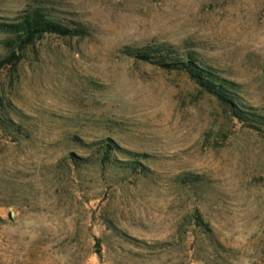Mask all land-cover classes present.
Masks as SVG:
<instances>
[{
	"label": "rangeland",
	"instance_id": "1",
	"mask_svg": "<svg viewBox=\"0 0 264 264\" xmlns=\"http://www.w3.org/2000/svg\"><path fill=\"white\" fill-rule=\"evenodd\" d=\"M36 6L84 32L3 63L0 32V264H264V118L129 54L190 53L264 116V0H0V21Z\"/></svg>",
	"mask_w": 264,
	"mask_h": 264
},
{
	"label": "trees",
	"instance_id": "2",
	"mask_svg": "<svg viewBox=\"0 0 264 264\" xmlns=\"http://www.w3.org/2000/svg\"><path fill=\"white\" fill-rule=\"evenodd\" d=\"M0 32L7 35L4 43L8 51L1 60L3 63L20 60L25 49L45 34L60 36L83 34L84 29L79 25L72 28L67 27L51 19L41 7L36 6L24 8L18 11L13 18L0 21ZM129 54L137 59L153 62L165 69L184 71L198 86L214 95L233 116L249 126H252V123L248 122L264 118L260 114L245 110L248 106L243 105L238 99L234 82L221 77L216 70L202 64L190 53L179 54L172 47L162 44L154 48L150 45L141 49L134 48L129 51ZM0 123L14 129L20 128L5 113L0 114ZM99 147L102 149L103 157L107 156L111 149L117 148L111 145L109 139L103 141ZM133 155L139 156L140 154ZM95 240L97 243L98 238Z\"/></svg>",
	"mask_w": 264,
	"mask_h": 264
}]
</instances>
